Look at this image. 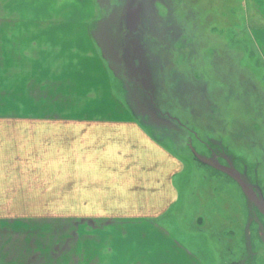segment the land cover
<instances>
[{"label":"rangeland","instance_id":"1","mask_svg":"<svg viewBox=\"0 0 264 264\" xmlns=\"http://www.w3.org/2000/svg\"><path fill=\"white\" fill-rule=\"evenodd\" d=\"M21 1L0 0V264H86L63 217L80 205L63 176L77 171L45 150L77 100L46 72L57 58L20 49L14 26L64 18L88 23L116 98L186 165L160 219L173 237L204 264H264V0Z\"/></svg>","mask_w":264,"mask_h":264},{"label":"crops","instance_id":"2","mask_svg":"<svg viewBox=\"0 0 264 264\" xmlns=\"http://www.w3.org/2000/svg\"><path fill=\"white\" fill-rule=\"evenodd\" d=\"M61 2L64 0L55 1ZM3 20L6 26L7 18ZM14 22L20 49L28 44L31 49L43 47L49 53L48 60L57 58L47 62L51 67L46 72L57 74V80L67 89L66 95L72 90L77 100L72 107L83 110L79 115L74 110L63 113L62 123L45 132L48 139L54 132L57 138L54 144L49 140L45 150L48 154H61L64 170L77 171L69 179L65 173L63 176L65 186L69 180L78 182L80 205L63 217L66 228H73L79 242L83 241L79 244L83 254L79 253L86 264H102L105 256L112 259L114 254L120 259V252L125 253L126 261L120 260L121 264H132L131 254L133 264H204L160 221L180 201L182 191L177 178L186 165L180 155L144 130L130 106L116 98L92 34L88 33V23L71 18L30 19L25 24L32 28L29 31L23 29L22 20ZM259 38L261 45L262 35ZM72 115L78 118L65 120ZM14 120L20 122L14 136L19 148L23 118ZM10 229L14 231L13 226Z\"/></svg>","mask_w":264,"mask_h":264}]
</instances>
